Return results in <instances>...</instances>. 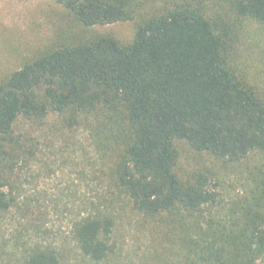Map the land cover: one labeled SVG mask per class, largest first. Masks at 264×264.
Wrapping results in <instances>:
<instances>
[{"label": "trees", "instance_id": "16d2710c", "mask_svg": "<svg viewBox=\"0 0 264 264\" xmlns=\"http://www.w3.org/2000/svg\"><path fill=\"white\" fill-rule=\"evenodd\" d=\"M79 25L132 22L121 43L92 35L43 50L0 81V217L18 207V179L38 131L85 130L108 160L111 201L73 222L81 252L107 257L122 196L158 217L177 245L172 264L264 263V86L235 64L243 26H264V0H54ZM57 118V124L46 125ZM241 168V189L216 172L181 173L177 143ZM22 264H60L34 243Z\"/></svg>", "mask_w": 264, "mask_h": 264}, {"label": "rangeland", "instance_id": "374dc122", "mask_svg": "<svg viewBox=\"0 0 264 264\" xmlns=\"http://www.w3.org/2000/svg\"><path fill=\"white\" fill-rule=\"evenodd\" d=\"M92 35H111L128 43L132 22L83 27L54 0H0V81L39 52ZM240 74L264 86V26L249 21L243 26L235 51ZM58 119L48 120L47 126ZM38 131L37 157L20 172L18 207L0 217V264H22L25 247L40 243L53 248L60 264H172L177 245L158 217L132 210L124 197L109 210L114 227L106 258L96 261L84 255L75 241L73 222L96 203L111 201L108 160L90 143L88 133ZM181 173L197 169L220 173L228 190L241 189L236 173L220 171L209 154H198L184 142L177 143ZM258 264H264L259 262Z\"/></svg>", "mask_w": 264, "mask_h": 264}]
</instances>
